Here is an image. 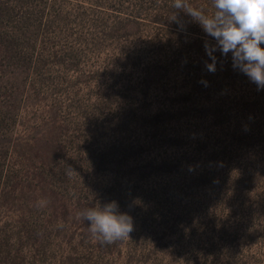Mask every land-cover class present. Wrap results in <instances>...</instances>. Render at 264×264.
Instances as JSON below:
<instances>
[{
  "label": "rangeland",
  "instance_id": "374dc122",
  "mask_svg": "<svg viewBox=\"0 0 264 264\" xmlns=\"http://www.w3.org/2000/svg\"><path fill=\"white\" fill-rule=\"evenodd\" d=\"M164 7L155 0L52 2L50 13L62 11L63 19L50 21L55 37L39 47L59 56L51 58L46 85L38 87L46 93L31 98L19 136L55 138L62 129L56 123L63 121V139L73 142L69 148L76 156L102 153L109 165L86 162L84 171L97 181L88 180L89 186L77 191L63 187L68 202L50 196L44 208L28 200L3 203L0 247L12 246L7 259L16 264H205L215 251L250 247L247 234L264 223V107H247L239 96L256 92V84L191 91L189 79L214 78L219 67L207 69L202 44L176 27ZM72 51L78 57L63 66L61 60ZM157 63L163 69L147 76ZM56 108L63 113L57 116ZM119 146L129 147L130 155L117 157ZM27 148L19 146V155ZM117 158L119 166L112 164ZM170 158L176 162L164 166ZM27 195L42 196L40 191ZM112 201L131 216L133 231L130 239L101 244L76 213Z\"/></svg>",
  "mask_w": 264,
  "mask_h": 264
},
{
  "label": "trees",
  "instance_id": "16d2710c",
  "mask_svg": "<svg viewBox=\"0 0 264 264\" xmlns=\"http://www.w3.org/2000/svg\"><path fill=\"white\" fill-rule=\"evenodd\" d=\"M148 1L153 2L154 0ZM155 1L166 3V7H164L166 13L173 15L177 11L172 7L173 0ZM52 2L54 0H0V206L3 203L8 205L12 202L23 203L22 201L26 200L30 202H37L41 199L49 200L50 196H54L57 202H68V196L65 197L66 191H64L66 189L63 187L66 186V188L77 191L83 185L89 186L88 180H93V183L97 181L96 175L91 177L87 173L88 171H84L83 167L86 162L97 161L99 168H106L109 165L104 162L105 154L102 153L97 157L76 156L72 152L75 150L69 148L73 142L70 143L63 139L65 137L63 131L67 128L63 121L60 124L56 123L62 129L55 138L49 134L42 139L27 141L23 136L20 135L21 138L19 136L18 128L30 109L31 98L32 101H35L36 97H41L40 92L46 93L38 87L46 85L47 67L50 65L51 58L55 60L59 56L58 53L53 56L46 55L39 47L40 43H45L48 37H50V42L52 36L55 37L56 32L49 28L50 21L51 24H54L59 17L63 19L62 11L59 14L50 13L49 9ZM189 3L195 7L203 8L208 13L213 11L212 0H189ZM177 18L179 24L175 21L176 27L187 29L186 31L195 38V42L202 44L204 56H206L209 64L212 63L204 46L205 42L215 45L216 41L184 12L179 11ZM261 46L264 47V44ZM78 55V52L72 51L68 58L61 60V64L69 67V61H75ZM212 55L216 57V65L219 67L217 75L214 78L213 76L211 78L194 76V78L189 79L191 80L189 85L191 91L196 88L209 90L212 86L222 89L230 83L249 82V78L245 74L233 67L231 53L224 56L217 49ZM162 69L161 63L153 64L148 67V72L145 71V74L149 76V74L152 75ZM141 75L144 76L142 72ZM35 83L38 91L35 89ZM253 89L256 92H245L239 96L243 104L248 107V104L255 103L264 107V88L258 89L255 85ZM55 113L57 116L62 114L63 108H56ZM111 126L116 127V125ZM103 127L101 126L100 130H105ZM261 135L263 137L260 138V141L264 143V133ZM153 139L155 142L156 139ZM74 144L76 146L80 144L79 138H76ZM25 145H28L26 154L20 156L18 148ZM114 149L117 151L115 155L120 156L119 158H125L131 152L129 147L119 146ZM46 151L47 155L42 156ZM37 155L39 158L35 160L33 157ZM119 158L112 164L119 166L121 164ZM169 161L173 163L176 162V159L170 158L162 164L166 166ZM68 165L75 171L71 176L66 174ZM31 191H40L42 196H34L33 199H28L27 194ZM118 197L121 200H126V197L120 193H118ZM77 199L82 201L80 200L81 197H77ZM28 222L30 223V221ZM27 230L33 231V228L28 227ZM247 235L250 239L247 242L249 248L215 251L205 261V264H264V223L259 222ZM5 236L9 235L5 234ZM4 241H8V239L2 240V243ZM9 253H12V246L2 244L0 263H4L6 260L14 264L17 263L11 257L7 259L5 254L8 255Z\"/></svg>",
  "mask_w": 264,
  "mask_h": 264
},
{
  "label": "clouds",
  "instance_id": "9594fccd",
  "mask_svg": "<svg viewBox=\"0 0 264 264\" xmlns=\"http://www.w3.org/2000/svg\"><path fill=\"white\" fill-rule=\"evenodd\" d=\"M172 7L177 11L170 20L177 21V13L184 12L193 22L215 41V45L205 42V50L212 63L207 64L214 72L216 57L212 53L219 49L221 54L232 55L233 67L239 69L258 89L264 88V0H212L213 11L206 12L195 7L189 0H173ZM74 169L68 165L67 175ZM49 202L38 200L36 206L44 208ZM79 221H88V232L92 239L101 244H113L130 239L133 220L127 213L119 211L117 202L103 206L85 208L76 213Z\"/></svg>",
  "mask_w": 264,
  "mask_h": 264
}]
</instances>
